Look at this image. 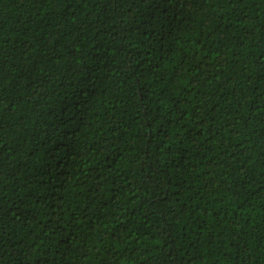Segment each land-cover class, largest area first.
Returning a JSON list of instances; mask_svg holds the SVG:
<instances>
[{"label":"trees","instance_id":"1","mask_svg":"<svg viewBox=\"0 0 264 264\" xmlns=\"http://www.w3.org/2000/svg\"><path fill=\"white\" fill-rule=\"evenodd\" d=\"M0 264H264V0H0Z\"/></svg>","mask_w":264,"mask_h":264}]
</instances>
